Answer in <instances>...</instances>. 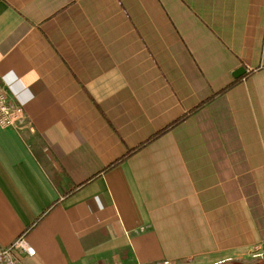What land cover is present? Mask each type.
<instances>
[{
    "label": "crops",
    "instance_id": "obj_1",
    "mask_svg": "<svg viewBox=\"0 0 264 264\" xmlns=\"http://www.w3.org/2000/svg\"><path fill=\"white\" fill-rule=\"evenodd\" d=\"M0 77L22 264H264V0H0Z\"/></svg>",
    "mask_w": 264,
    "mask_h": 264
},
{
    "label": "built area",
    "instance_id": "obj_2",
    "mask_svg": "<svg viewBox=\"0 0 264 264\" xmlns=\"http://www.w3.org/2000/svg\"><path fill=\"white\" fill-rule=\"evenodd\" d=\"M0 125L2 127H9L14 129H22L29 126L27 114L16 99L13 93L9 90L6 83L0 77ZM33 254V248L28 244L24 234L19 235L7 246L0 247V264H22L17 256L18 251ZM255 254H264V244L253 247L252 250ZM114 264H123L115 262ZM135 264H161L159 262L151 263H135Z\"/></svg>",
    "mask_w": 264,
    "mask_h": 264
},
{
    "label": "trees",
    "instance_id": "obj_3",
    "mask_svg": "<svg viewBox=\"0 0 264 264\" xmlns=\"http://www.w3.org/2000/svg\"><path fill=\"white\" fill-rule=\"evenodd\" d=\"M238 81V79H234L231 83H229L227 86H225L224 88H222L220 91H218L216 94L222 93L224 91H226L227 89H229L232 85H234L236 82ZM214 96L209 97L208 99H206L204 102H201L197 107L193 108L191 110L194 111L196 109H198L199 107H201L204 103L210 101ZM190 113V112H189ZM187 116V114H185L184 116L178 118L177 120H174L173 122L169 123L166 127H164L163 129H161L160 131H158L157 133L151 135L148 139H146L145 141L141 142L140 144H138L137 146L130 148L126 151L125 154H123L122 156L116 158L114 161H112L108 166H106L103 170H101L100 172H98L97 174H95L93 177H96L97 175H99L101 172L106 171L107 169L117 165L119 162H121L122 160H124L127 156H129L130 154H132L133 152H135L136 150L140 149L141 147H143L146 143H148L149 141H151L152 139H154L155 137H157L158 135L162 134L163 132H165L166 130H168L169 128L173 127L174 125H176L177 123H179L181 120H183L185 117ZM87 181L75 186L74 188H72L71 190H69L65 195H69L72 192H74L78 187L82 186L83 184H85Z\"/></svg>",
    "mask_w": 264,
    "mask_h": 264
},
{
    "label": "water",
    "instance_id": "obj_4",
    "mask_svg": "<svg viewBox=\"0 0 264 264\" xmlns=\"http://www.w3.org/2000/svg\"><path fill=\"white\" fill-rule=\"evenodd\" d=\"M245 71V69L241 66L239 68H237L235 71H234V76L235 77H238L240 74H242L243 72Z\"/></svg>",
    "mask_w": 264,
    "mask_h": 264
}]
</instances>
